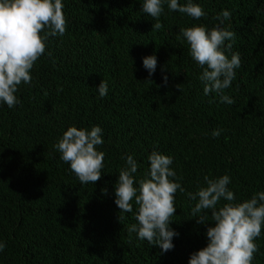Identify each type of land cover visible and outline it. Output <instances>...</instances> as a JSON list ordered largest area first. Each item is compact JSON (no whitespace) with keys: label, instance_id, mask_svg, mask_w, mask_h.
<instances>
[{"label":"trees","instance_id":"trees-1","mask_svg":"<svg viewBox=\"0 0 264 264\" xmlns=\"http://www.w3.org/2000/svg\"><path fill=\"white\" fill-rule=\"evenodd\" d=\"M143 2L62 0L65 34L46 40L31 83L15 93L20 103L9 109L0 102V264H188L207 246L210 210L208 225L197 224V201L178 190L172 250L129 236L138 206L133 200V211L120 213L115 204L127 155L139 165L137 180L156 151L173 158L186 193L205 186L206 175H228L237 203L264 192V0H192L205 11L199 20L165 3L158 31ZM223 10L231 16L220 25ZM193 25L235 33L226 54L239 53L241 66L223 93L234 104L204 94L203 69L180 36ZM152 55L157 66L149 76L143 59ZM70 126L102 129L104 168L95 184L82 185L55 147ZM214 129L223 130L218 138ZM255 243L252 264H264V229Z\"/></svg>","mask_w":264,"mask_h":264},{"label":"clouds","instance_id":"clouds-1","mask_svg":"<svg viewBox=\"0 0 264 264\" xmlns=\"http://www.w3.org/2000/svg\"><path fill=\"white\" fill-rule=\"evenodd\" d=\"M165 3L170 11L187 14L195 20L205 16L204 9L192 0H187L184 5L179 0H144L142 12L156 21L152 31L163 27L160 17ZM63 7L62 0H0V102L9 109L20 103L15 95L18 87L22 83H31V70L45 53L46 40L49 36L65 34L67 21ZM230 16L229 11L223 10L216 19L222 25ZM220 25L211 30L204 25L181 28L180 36L188 43L191 58L203 69L199 79L204 85V94L215 92L221 103L232 105L234 100L223 93L231 86L241 59L239 53L232 54L229 59L226 53L232 49L235 33ZM226 41L232 43L226 44ZM143 66L151 76L157 66L155 55L144 58ZM163 79L167 84V76ZM97 91L101 98L106 96L107 82L103 80ZM222 131L214 129L213 138H218ZM103 143L99 126H93L90 131L70 126L55 147L61 153V160L70 164L71 171L84 185L95 184L101 179L105 153L98 151L97 146ZM147 159L150 167L137 180L135 174L139 165L132 155H127L126 166L119 170L115 184V204L120 213H131L133 200L138 206L137 223L127 228L129 236L136 233L138 239L146 240L164 253L172 250L173 237L178 233L170 228V224L176 212L175 194L179 190L190 200L197 201L191 209V214L198 217L195 219L197 224L208 225L206 210H210L212 221L206 231L207 246L193 253L188 264H252L259 250L255 241L264 229V192L237 203L234 192L228 188L231 182L228 175L218 178L206 175L205 186L194 193H186L176 182L180 178L170 167L171 156L152 151ZM221 199L226 203L218 208ZM5 247L6 244L0 241V252Z\"/></svg>","mask_w":264,"mask_h":264}]
</instances>
